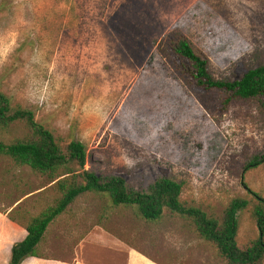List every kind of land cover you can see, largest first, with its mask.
<instances>
[{"label":"rangeland","instance_id":"obj_1","mask_svg":"<svg viewBox=\"0 0 264 264\" xmlns=\"http://www.w3.org/2000/svg\"><path fill=\"white\" fill-rule=\"evenodd\" d=\"M181 35L213 77L238 78L264 64V0H0V90L61 147L83 142L85 168L136 189L172 177L183 202L219 217L232 198L250 199L249 189L264 197V163L243 169L264 152V112L255 100L222 112V92L193 87L173 65L171 42ZM28 132L17 122L0 127V140ZM47 182L0 155V219L10 208L21 220L53 204L60 193ZM238 216L246 244L256 226L249 208ZM37 251L56 262L34 264H126L130 255L140 264H227L187 219L145 222L93 193L48 226Z\"/></svg>","mask_w":264,"mask_h":264},{"label":"trees","instance_id":"obj_2","mask_svg":"<svg viewBox=\"0 0 264 264\" xmlns=\"http://www.w3.org/2000/svg\"><path fill=\"white\" fill-rule=\"evenodd\" d=\"M170 50L175 69L185 75L193 87L223 93L220 111L226 112L233 101L255 100L264 112V64L247 69L235 79H217L209 70L208 58L187 37L181 35L173 40ZM17 122L25 124L28 134L9 143L0 140V155L45 175L49 186L55 187L60 196L36 216L23 212L26 223L14 217L13 210L6 213L10 221L26 231L25 237L12 245L7 264H21L28 257L42 258L37 248L48 226L85 193L105 196L111 206L131 209L145 222H159L165 215L181 216L192 223L199 237L215 246L217 254L227 264H264V197L254 190H248L252 195L250 199L232 198L219 217L209 215L201 207L180 199L182 184L172 177L160 176L145 188L136 189L122 176L100 175L85 168L87 149L83 142L72 140L61 147L53 133L37 122L32 110L12 105L10 97L0 90V127ZM262 163L264 152H258L245 160L243 169L250 170ZM247 208L257 235L248 243L239 244L238 214Z\"/></svg>","mask_w":264,"mask_h":264},{"label":"crops","instance_id":"obj_3","mask_svg":"<svg viewBox=\"0 0 264 264\" xmlns=\"http://www.w3.org/2000/svg\"><path fill=\"white\" fill-rule=\"evenodd\" d=\"M9 210H11V208ZM9 210L7 211V213L9 212ZM0 230L5 235L4 237L5 239L0 241V264H7L10 259V252L12 245L18 241H21L25 237L26 231L22 226L10 221L6 217V215H2L0 219ZM133 256L134 257H132V255L129 256V258L126 260V264H140L139 262L135 263L134 260L135 259L137 260V257L136 255ZM33 259H39L42 261H55V259H51V258L45 259V258H37V257H28L24 259L21 264H34V262L31 261ZM61 264H65V263L61 262ZM67 264H86V263L83 262V260H81L79 257H75L73 259V262H69Z\"/></svg>","mask_w":264,"mask_h":264}]
</instances>
